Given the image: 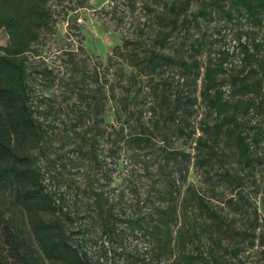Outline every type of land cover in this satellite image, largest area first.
<instances>
[{"label": "trees", "instance_id": "16d2710c", "mask_svg": "<svg viewBox=\"0 0 264 264\" xmlns=\"http://www.w3.org/2000/svg\"><path fill=\"white\" fill-rule=\"evenodd\" d=\"M155 1L161 4L162 10L156 14L149 38L145 37L144 29L135 38L124 37L123 44L115 46L109 58V65L117 62L120 75L130 87L123 96L115 98L120 124L114 131L110 152L114 153L117 145H126L135 152L145 147L151 152L155 148L158 166L149 193L168 202L163 208L153 203L149 212L141 210L129 219L133 230L142 231L154 243L151 258L144 259L143 264H160L164 258L173 256L176 248L180 252L178 264H228L222 252L211 251L210 257L205 254L201 244L206 236L219 248L227 240L235 241L232 256L239 261L245 245H259L264 255V220L261 221L257 208L252 209L251 196L244 189L245 172L253 173L262 161L254 147L263 139L264 128L251 124L250 117L264 112V0ZM195 1L198 8L194 9ZM50 2L0 0V38L2 32L8 35L7 44L0 43V264H98L79 244L75 245L70 224L77 218L65 210L64 191L59 186L49 189L47 183L49 175L59 182L68 169L64 148L71 137L67 134L51 150L55 130L42 120L40 113L48 111L39 110L30 82L33 73L47 79L56 77L52 70L40 68L30 58L39 55L36 45L52 30L54 11ZM145 8L156 11L151 4ZM216 13L225 14L230 21L244 17L263 31L259 39L243 40L245 32L238 33L237 53L241 57L238 68L228 66L235 50L224 48L216 54L211 52L203 64L199 58L203 38L189 41L191 26L215 18ZM175 32L182 36L177 46L173 45ZM169 46L173 52L167 50ZM68 56L77 66L79 62L75 61L74 54ZM124 64L133 69L130 74L125 72ZM170 67L179 72L175 82L165 78ZM95 75V89L88 93L83 90L81 95L88 97L87 112L93 117L86 130L91 136L88 154L96 165L103 166L96 146L98 136L104 131L108 80L100 81L98 71ZM138 76L148 79L152 94L150 111L156 117L153 127L160 139L157 141L145 122L140 123V128L129 130L131 118L136 114L133 106L136 93L131 86ZM140 92L141 88L137 94ZM199 103L204 104L205 112L196 126L193 118L199 113ZM87 112L77 116L78 122L83 121V114ZM253 128L251 138L248 130ZM174 138L193 143L194 152L175 148ZM85 144L84 139L77 144L79 152ZM231 155L237 160L236 166L229 164ZM193 159L196 168L204 170L208 177L219 163L218 169L214 168L216 176L222 184L228 182L233 186V195L223 200L224 206L219 210L194 186H187L182 199L183 214L193 208L199 216L195 213L192 227L182 222L174 238L172 226L180 217L177 200ZM91 188L90 207L99 211L103 232L118 237L119 217L114 205L109 204L103 191ZM213 189L217 191L218 187ZM226 207L235 214L245 215L243 227L238 226L236 218L230 219L224 214ZM190 244L196 250L190 249Z\"/></svg>", "mask_w": 264, "mask_h": 264}, {"label": "rangeland", "instance_id": "374dc122", "mask_svg": "<svg viewBox=\"0 0 264 264\" xmlns=\"http://www.w3.org/2000/svg\"><path fill=\"white\" fill-rule=\"evenodd\" d=\"M50 4L54 11V22L52 30L46 32L39 44L36 45L38 56L32 57L35 64L40 68L47 67L53 71L55 80L50 78L31 76L30 82L33 85L34 100L40 111H48L42 114V120L55 130L52 133L51 150H54L66 135L69 134V144L65 146L64 152L69 162L68 169L64 172L61 180L56 182L47 178L49 189L54 190L58 186L64 191L66 198L65 210L71 216L76 217L74 224H70L73 232L75 245L79 244L83 252L98 264H143V260H149L153 254L154 243L151 238L140 230H133L129 219L136 216L141 210L149 212L153 208V203L157 207H166L167 201L158 195L149 193L152 178L158 166V157L150 149L135 150L126 145H117L115 152H110L114 131L119 128L116 118L118 103L115 98L123 96L129 84L127 79L119 73V65L116 61L109 65V58L113 55L115 46L123 44L125 38H135L140 35V30H145V37L148 39L153 33L154 21L157 12H161L162 7L155 0H51ZM146 4H151L155 12H150L145 8ZM198 2H194L193 8H198ZM245 32L243 40L253 37L262 38L263 31L259 26L255 27L251 21L242 17L239 21H230L223 13H216L215 18L201 20L199 24H193L190 28L189 41L196 38H203V48L200 60L206 64L208 54H216L219 50L229 48L236 53L231 57L228 66L238 68L241 57L238 52L237 36L240 31ZM181 34L177 32L173 35V45H178ZM8 35L2 32L0 43L6 45ZM172 45V46H173ZM167 50L173 52V47ZM73 53L75 61L79 62L74 66L68 54ZM124 70L130 74L133 69L124 64ZM99 72L100 81L108 80L106 91L109 100L106 102L104 114L103 132L98 136L97 153L103 166L96 165L91 154H88L91 142L90 133L86 130L93 121V117L88 113L90 103L88 97L83 98L81 92H90L95 89L96 72ZM177 68L170 67L165 73V78L170 81L179 77ZM226 76V75H225ZM138 80L131 86L132 92L136 93L133 106L136 114L131 118L129 130L140 128V123L149 124L153 130L155 141L160 140L158 132L153 127V116L150 110L152 94L145 77L138 76ZM201 84V79L199 81ZM113 87V88H112ZM139 88L141 92L137 94ZM89 90V91H88ZM114 92V93H113ZM115 95V97L113 96ZM43 100V101H41ZM199 113L194 116L193 122L199 126L203 118L205 106L198 104ZM81 112L83 121L78 122ZM88 114L91 116L88 117ZM251 124L264 128V112H257L250 117ZM77 123V127L74 125ZM132 125V126H131ZM249 136H253L255 128L249 129ZM128 132V129L126 130ZM100 134V133H99ZM98 134V135H99ZM261 142L254 147L262 157V161L257 163L253 173L245 172V192L251 196L253 208H257L261 221L264 220V135ZM86 141L83 151L79 152L77 144ZM173 146L181 148L191 153L193 143L183 139H173ZM121 144V143H119ZM121 148L118 149V147ZM229 164L236 166V158L231 155ZM219 163L214 168L218 169ZM230 166V165H229ZM212 170V178L206 176L205 171L196 168L194 159L190 165L187 181L177 200L179 221L173 224L174 238L178 235V230L182 222H187L192 227V220L196 209L189 208L183 214L182 199L185 196L187 186H194L207 199L212 200L213 205L221 210L224 206L223 200L233 195L232 185L228 182L222 184L216 171ZM106 172V175H104ZM101 190L108 198L109 204L114 205V210L119 217L117 221L118 237H110L103 232V221L98 210L90 207L92 203V188ZM218 187L214 191L213 187ZM141 204V206H140ZM224 214L229 218H236L238 226L243 227L244 216L224 209ZM201 217L199 221H201ZM261 229L259 228L257 232ZM236 245L233 240H227L224 247H218L206 236L202 240L201 248L207 256L216 251L222 252L228 260V264H264L262 247L255 245L251 247L245 245L240 255V260L233 257L232 248ZM214 246V247H212ZM190 249H195V245H189ZM217 249V250H216ZM180 257L179 249L176 248L173 256L164 258L160 264H178ZM201 264V263H197Z\"/></svg>", "mask_w": 264, "mask_h": 264}]
</instances>
